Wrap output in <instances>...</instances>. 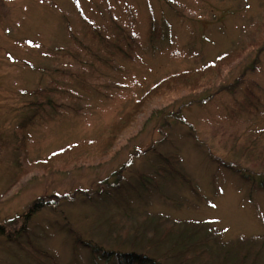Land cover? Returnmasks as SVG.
I'll use <instances>...</instances> for the list:
<instances>
[{
	"label": "rangeland",
	"instance_id": "374dc122",
	"mask_svg": "<svg viewBox=\"0 0 264 264\" xmlns=\"http://www.w3.org/2000/svg\"><path fill=\"white\" fill-rule=\"evenodd\" d=\"M127 36L133 60L118 53L117 38ZM226 52L234 56L210 83L155 96L111 153L100 158L92 146L76 169L35 163L102 139L156 82ZM52 83L64 111L29 124L24 154L16 129L33 113L34 89ZM248 87L259 97L255 112L242 104ZM248 141L264 147V0H0V264H47L28 241L57 264H96L68 226L163 264L178 263L176 243L190 236L222 264L240 251L264 264V189L235 170L264 171ZM171 154L188 180L159 157ZM116 180L129 191L122 203L105 193Z\"/></svg>",
	"mask_w": 264,
	"mask_h": 264
},
{
	"label": "trees",
	"instance_id": "16d2710c",
	"mask_svg": "<svg viewBox=\"0 0 264 264\" xmlns=\"http://www.w3.org/2000/svg\"><path fill=\"white\" fill-rule=\"evenodd\" d=\"M68 30L70 31L69 28ZM110 40L111 39H109V41ZM116 43L117 45L121 46V49L118 50V53H122L129 60L134 59L135 47L132 44L131 37H118ZM126 44L129 45L128 48H125ZM237 50H235V52L238 54ZM233 56V53L226 52L219 56L216 61H213L212 63H209L205 66L188 68L182 71L174 72L164 77L152 85L147 91H145V93L140 98L136 99L131 108L115 119L109 125L107 133L102 139L92 140L87 143H72L54 151L51 155L45 158L36 160L35 163L37 166L42 167L45 171L56 169L58 167L56 165L58 161H64L63 165L61 166L62 169L67 168L68 165L71 166L68 169H76L84 162H87L86 157L82 155H86L92 146L97 148L99 156L102 158L103 156L112 152L113 145L118 139V136L132 125V123L138 118L139 114L150 105V102L154 100L155 96L161 95L162 97H166L169 94L179 93L182 90H195L205 84L210 83V78H214L215 74L222 73L223 66L226 65L229 62V59H231ZM52 87L57 88L58 85L56 83H52L49 89L42 87H37L34 89L33 93L37 97H35V99L30 104V108L32 109L33 113L27 122L19 124L18 128L16 129V136L20 140L19 149L23 151L24 154L27 152V143L31 138L28 128L29 124H34L37 120L51 121L58 111H64L59 103L55 100L53 95H55L56 92L53 91ZM246 94V98L242 101V104L247 109V111L249 110L250 112H255L259 105V97L251 87L247 88ZM39 96H41V98ZM64 99L72 100L68 95H64ZM251 143V141H248L249 149ZM250 150L253 153V156L250 158L256 159V161L260 160L261 162H264V147L260 148L252 146ZM159 157L162 161H164V164L167 166V168L170 171L176 173L181 180H188L185 174H178V171L174 168V163L177 164V161L180 158L177 154L160 155ZM235 170L246 182L252 184L257 183L261 188L264 189V171L254 170V173H251V170L246 171L243 168L242 170ZM114 182L115 183L113 184H115L116 187L107 188L105 190L106 195L115 198L117 201H120V203H122V201L128 200L129 191L125 188L124 184H119V180ZM103 184L109 185L110 183L108 181L101 183L99 192L104 188ZM52 197L54 199L57 196L55 195ZM35 204L37 205L38 201L30 206L31 210L34 208ZM23 228L24 227H20L16 231H22L24 230ZM174 228L175 226L171 224L168 226L167 232L173 230ZM68 232L73 240L74 246L76 248L87 249L92 255L96 264H163V262L158 260L156 257L149 255L146 252H139L132 249L131 251H124L121 249L109 248L94 242L91 239H85L78 231H75V229L70 226H68ZM11 236L12 233L9 235V237ZM27 236L29 235L27 234ZM195 239V236H190V239L188 240H186L184 237H181L179 241L177 240V264H186L187 262H190L189 264H208V261H212V264H222L224 262L221 255H212L209 252L210 248L208 246H201V244ZM26 245L35 256L43 260L45 263L49 264L48 261H50L51 264H57L55 256L44 248L29 241L26 243ZM238 254L239 255L237 256L240 259L239 261L235 262V264L253 263L252 260H246L245 254L243 252L240 251ZM179 256L181 260H179Z\"/></svg>",
	"mask_w": 264,
	"mask_h": 264
}]
</instances>
